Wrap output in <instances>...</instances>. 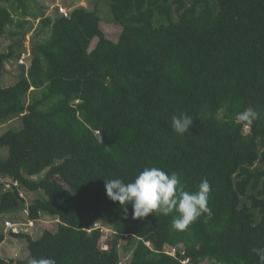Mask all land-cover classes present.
<instances>
[{"label":"trees","instance_id":"16d2710c","mask_svg":"<svg viewBox=\"0 0 264 264\" xmlns=\"http://www.w3.org/2000/svg\"><path fill=\"white\" fill-rule=\"evenodd\" d=\"M107 2L117 40L103 33L96 8L37 16L25 0H0V36L12 40L0 52V121L23 123L0 134L8 148L0 221L27 209L31 220L57 222L37 238L9 232L26 241L28 256L0 253V264H119L125 235L129 264H259L264 117L248 125L235 116L248 107L264 114V0ZM29 17L39 18L34 35L46 37L33 42L27 66L18 64L17 81L3 86L6 60L26 50ZM183 113L193 124L179 135L171 117ZM145 167L176 172L189 191L206 178L213 215L181 232L171 228L176 213L133 219L128 204L125 214L105 183L132 182ZM98 221L111 227L104 243ZM5 237L0 228V246Z\"/></svg>","mask_w":264,"mask_h":264},{"label":"clouds","instance_id":"9594fccd","mask_svg":"<svg viewBox=\"0 0 264 264\" xmlns=\"http://www.w3.org/2000/svg\"><path fill=\"white\" fill-rule=\"evenodd\" d=\"M264 114L248 107L236 114L238 122L253 124ZM193 124V117L187 113L173 115L171 127L176 134L183 135L189 132ZM107 197L118 202L125 214L127 205L131 204L132 218L143 220L149 214L169 216L176 213L171 222L175 231H185L201 216L210 218L213 213L208 207L211 185L205 178L202 179L197 191L185 189L176 172L167 173L158 167H145L132 182L125 183L122 179H110L105 183ZM259 258V264H264V248H254ZM28 264H56L54 258H30Z\"/></svg>","mask_w":264,"mask_h":264},{"label":"rangeland","instance_id":"374dc122","mask_svg":"<svg viewBox=\"0 0 264 264\" xmlns=\"http://www.w3.org/2000/svg\"><path fill=\"white\" fill-rule=\"evenodd\" d=\"M4 4V3H3ZM25 6L28 11L34 13L35 15H54L58 12V6L62 5L67 8H74L76 6H84L88 9H94L98 11L100 15V27L103 33L110 39L117 40V37L120 32V27L118 23L114 21L113 14L109 8L107 0H25ZM29 21L32 24V28L27 30L24 39L22 38L21 43L22 45L25 44L26 51H31L32 45L34 41H38L46 37V35L36 36L34 35L35 29L38 25L39 18L29 17ZM19 30V29H18ZM96 41V40H94ZM93 41V43H94ZM12 43V40L8 33H4L0 36V52H6L8 49V45ZM18 44H15L13 49L15 52L19 50ZM4 67V72L1 77V84L3 86L11 85L15 83L19 76V69H18V60L10 58L6 60ZM29 98H27L28 100ZM23 126L22 119L15 117L6 122L0 121V134H2L7 129L18 130ZM248 127H244V131H248ZM8 153V148L6 146H0V157L6 156ZM32 194L27 192L25 193V198L28 202L32 200ZM21 215V213H19ZM26 223L22 226L24 229L21 232L29 233L32 238L39 237L42 232L46 228H50L55 230L57 222L53 219H50L46 215H42V218L39 220H31L30 223L27 219H20ZM95 225H100L104 236H103V243L106 242L107 238L110 237L112 234L111 227L107 224L101 223L100 221L96 222ZM0 228H2L6 234L5 239L1 243L0 252L1 255L5 258H17V259H26L28 256V248L27 243L24 239L21 238H14L12 237L9 232L4 228L2 224V220L0 221ZM128 240V236H120L119 237V254L120 260L119 264H129L132 251L125 247L126 242ZM165 250L171 254H174V249L166 246ZM182 263H186V261H182Z\"/></svg>","mask_w":264,"mask_h":264},{"label":"built area","instance_id":"2783aa9c","mask_svg":"<svg viewBox=\"0 0 264 264\" xmlns=\"http://www.w3.org/2000/svg\"><path fill=\"white\" fill-rule=\"evenodd\" d=\"M71 8H67L64 7L62 5L58 6V12L62 13L63 15H68V12L70 11ZM31 51H24L22 52V54L20 55L19 59H18V64H23V65H28V58L30 56ZM5 187L9 186V182L6 180L4 181ZM14 185H16V182L13 183ZM20 215V219H24V220H28L30 223L32 222L31 219L27 218L28 215V211L27 209H23ZM2 224L4 226V228L11 233H19L21 232L24 228L22 226H24L26 223H24L23 221H20L19 219H12V218H5L2 220Z\"/></svg>","mask_w":264,"mask_h":264},{"label":"crops","instance_id":"0c3cea01","mask_svg":"<svg viewBox=\"0 0 264 264\" xmlns=\"http://www.w3.org/2000/svg\"><path fill=\"white\" fill-rule=\"evenodd\" d=\"M13 237V236H12ZM15 238V237H14ZM1 250V249H0ZM1 253V252H0Z\"/></svg>","mask_w":264,"mask_h":264}]
</instances>
